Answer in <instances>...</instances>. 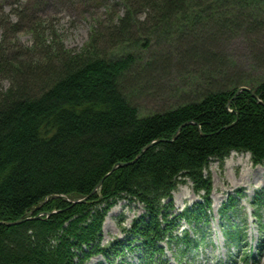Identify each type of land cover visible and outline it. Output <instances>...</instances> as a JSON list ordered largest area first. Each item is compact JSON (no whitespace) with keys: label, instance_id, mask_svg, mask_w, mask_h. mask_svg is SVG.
Wrapping results in <instances>:
<instances>
[{"label":"trees","instance_id":"obj_1","mask_svg":"<svg viewBox=\"0 0 264 264\" xmlns=\"http://www.w3.org/2000/svg\"><path fill=\"white\" fill-rule=\"evenodd\" d=\"M93 1L120 5L124 13L96 20L78 51L67 49L44 21L27 22L30 45L12 38L16 25L9 17L0 22V264H86L135 249L143 253L139 264H167L163 241L181 244L182 252L199 246L191 230L174 235V223H208L209 162L222 163L239 152L249 154L254 165L264 163V77L251 88L256 98L249 92L234 97L236 84L140 116L122 85V73L136 59L132 53L114 57L117 47H146L152 30L187 19L192 25L224 18L221 27L252 31L264 24L251 13L264 0ZM241 10L247 17H239ZM204 55L221 71L223 56ZM155 140L162 141L142 151ZM132 161L111 172L115 164ZM102 178L85 203H74ZM186 182L203 193V204L172 217L163 203ZM120 200L140 204L144 214L124 231L126 244L104 246V220ZM52 211L49 217L1 224ZM239 236L228 234L234 242Z\"/></svg>","mask_w":264,"mask_h":264},{"label":"rangeland","instance_id":"obj_2","mask_svg":"<svg viewBox=\"0 0 264 264\" xmlns=\"http://www.w3.org/2000/svg\"><path fill=\"white\" fill-rule=\"evenodd\" d=\"M111 4L93 0H0V22L9 17L16 25L12 38L30 45L28 23L44 21L67 49L78 51L87 42L96 20L124 13L120 5ZM257 8L251 12L252 18L264 23V1ZM243 11L239 17L245 18L247 12ZM189 21L152 30L146 47L128 44L115 50L114 57L132 53L136 59L122 73V85L140 116L174 109L204 92L231 89L236 84L251 90L264 77V24L251 31L245 26L239 30L221 27L224 18L207 23L202 20L199 24L195 21L192 25ZM1 36L2 29L0 40ZM206 51L223 56L221 71H216L218 66L212 60L208 61ZM205 175L212 182L208 223L195 226L176 220L177 230L173 233L181 238L184 230H191L189 235L199 246L182 252L181 244L165 240L161 243L162 259L167 264H264V163L254 165L249 154L232 152L222 163L211 160ZM202 194H196L192 184L186 182L163 204L174 217L187 208H195L196 203L203 204ZM142 214L140 204L120 200L104 220L102 244H126L124 231ZM198 228L200 231L194 235L192 229ZM235 231L240 236L234 242L228 234ZM142 257L143 253L135 249L120 258L106 260L98 256L86 264H139Z\"/></svg>","mask_w":264,"mask_h":264},{"label":"water","instance_id":"obj_3","mask_svg":"<svg viewBox=\"0 0 264 264\" xmlns=\"http://www.w3.org/2000/svg\"><path fill=\"white\" fill-rule=\"evenodd\" d=\"M241 92H249L254 98H256V94H255L254 91H252V90H250V89H248V88H246V87H243V86H242V87H239V88L236 90V92H235V94H234V97H236V96H237L239 93H241ZM258 102H259L260 104L262 103L261 101H258ZM186 124H187V123H186ZM186 124H184V125H186ZM184 125L180 126V128L178 129V131H179ZM198 129H199V128H198ZM176 136H177V133H175V134L173 135V138H176ZM160 141H162V140H155V141L149 143L147 146L144 147V149H143L142 151L147 150L148 148H150V147L154 146L155 144L159 143ZM133 162H134V161H132V162H128V163H117V164H115L114 167L111 169V172L114 171V170H116L118 167L127 166V165L132 164ZM106 176H107V175H106ZM106 176H104V178H105ZM104 178H102V179L98 182V184L96 185V187L94 188V190H93L88 196H86V197H84V198H82V199L76 200V201H74V203H85V202L87 201V199H88V198H89V197H90L95 191H97V190L100 188V186H101V184H102ZM33 213H34V211L31 212V215H32ZM54 213H55V211H52V212H40V213H38V214L35 215V216H27V215H24V216L20 217V218H19L18 220H16V221H13V222H2L1 224L6 225V226H12V225H16V224L23 223V222L28 221V220H31V219H38V218H41V217H43V216L49 217L50 215H52V214H54Z\"/></svg>","mask_w":264,"mask_h":264}]
</instances>
